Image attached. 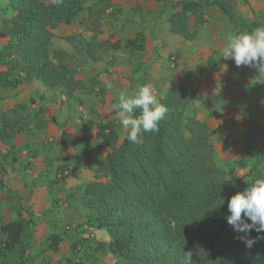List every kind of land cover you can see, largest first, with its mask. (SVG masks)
Listing matches in <instances>:
<instances>
[{
	"label": "rangeland",
	"instance_id": "1",
	"mask_svg": "<svg viewBox=\"0 0 264 264\" xmlns=\"http://www.w3.org/2000/svg\"><path fill=\"white\" fill-rule=\"evenodd\" d=\"M180 1L86 0L69 23L59 22L50 55L67 51L73 77L83 84L68 95L39 80L21 86L20 59L5 47L2 29L12 12L0 0V145L6 143L0 148V241L6 223L24 226L20 242L0 264H121L106 248L107 233L96 239L88 232L85 221L93 211L82 204L85 185L107 179L99 162L108 148L96 125L111 123L119 142L127 132L114 107L121 92L133 94L147 84L159 102L170 83L178 82L182 124L193 116L209 125L216 166L248 179L259 162L264 174V157L258 161L264 153V79L255 68L221 57L229 38L252 27L250 20L264 26V0H225L227 13L202 7L190 16V37L169 30L170 15L180 9L173 4ZM92 8L100 14L95 34L87 26ZM76 34L113 45L92 60L67 41ZM51 233L61 236L56 250L49 246Z\"/></svg>",
	"mask_w": 264,
	"mask_h": 264
},
{
	"label": "trees",
	"instance_id": "2",
	"mask_svg": "<svg viewBox=\"0 0 264 264\" xmlns=\"http://www.w3.org/2000/svg\"><path fill=\"white\" fill-rule=\"evenodd\" d=\"M4 1V8L12 12L2 19L8 36L5 47L20 59L22 81L37 79L46 87L64 88L68 95L82 88L65 59L67 51L59 50L53 59L49 45L52 29L59 22L69 23L86 0H63L59 6L51 0ZM173 5L180 9L170 15L169 30L184 37H190V16L202 7L214 6L227 13L225 0H181ZM89 12L87 26L95 34L100 14L93 8ZM250 25L246 32L260 26L254 20ZM66 39L76 52H85L92 60L101 56L107 44L113 45L80 34ZM182 90L178 82L170 83L159 101L168 111L158 131L141 132L138 143L129 142L126 133L119 142L111 123L96 125L98 137L108 148L99 162L107 179L90 181L83 189L82 204L93 211L85 224L108 234L106 248L120 257L121 264H183L184 250L193 252L192 264H264V239L247 248L225 218L228 198L263 178L259 162L249 169L248 179L228 176L218 168L208 139L209 125L193 116L185 117L182 124ZM263 157L264 153L258 161ZM2 231L6 238L0 241V258H7L20 242L24 226L8 222ZM250 236L255 238L257 233L252 231ZM48 239L56 250L61 236L51 233ZM71 250L77 254V243L71 244Z\"/></svg>",
	"mask_w": 264,
	"mask_h": 264
},
{
	"label": "clouds",
	"instance_id": "3",
	"mask_svg": "<svg viewBox=\"0 0 264 264\" xmlns=\"http://www.w3.org/2000/svg\"><path fill=\"white\" fill-rule=\"evenodd\" d=\"M62 3L63 0H51L53 6ZM221 57L233 60L237 67L255 68L258 77L264 79V26L233 35L223 46ZM114 107L120 125L127 130L126 139L131 143L139 142L141 132L158 131L159 122L168 111L147 84L139 86L133 94L121 92ZM136 110H139L138 115ZM227 209V223L247 248H251L257 239H264V178L256 179L243 191L232 194L228 198ZM252 231L257 233L255 238L250 236ZM192 261L193 252L184 250L183 264H192Z\"/></svg>",
	"mask_w": 264,
	"mask_h": 264
},
{
	"label": "crops",
	"instance_id": "4",
	"mask_svg": "<svg viewBox=\"0 0 264 264\" xmlns=\"http://www.w3.org/2000/svg\"><path fill=\"white\" fill-rule=\"evenodd\" d=\"M173 58H176V56L175 57H173ZM172 58V59H173ZM38 80L37 79H34V80H31L30 81V83L29 82H24L23 81V84L21 85V86H23V85H27L28 84V86L29 85H34L35 84V82H37ZM31 88V87H30ZM30 88H28V89H30ZM3 145H5L6 146V143H1V145H0V148H3ZM102 231H104V230H102V229H97L96 227H92V226H90L89 227V230H88V232H90V235L91 236H95V238L97 239V237L99 236V234L100 233H102ZM104 233H106L105 231H104ZM107 236H106V238H104V241L105 240H107L108 242H109V236H108V234H106ZM103 240V239H102ZM111 254V253H110ZM111 255H113V254H111Z\"/></svg>",
	"mask_w": 264,
	"mask_h": 264
}]
</instances>
